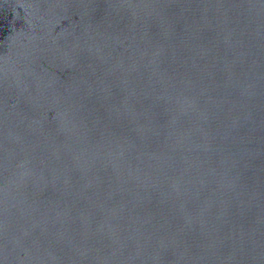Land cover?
Segmentation results:
<instances>
[{"label": "water", "instance_id": "water-1", "mask_svg": "<svg viewBox=\"0 0 264 264\" xmlns=\"http://www.w3.org/2000/svg\"><path fill=\"white\" fill-rule=\"evenodd\" d=\"M0 264H264V0H0Z\"/></svg>", "mask_w": 264, "mask_h": 264}]
</instances>
